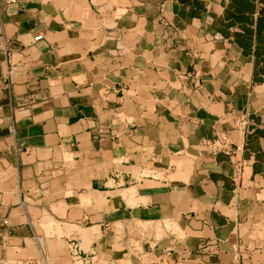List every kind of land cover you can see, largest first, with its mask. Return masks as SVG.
I'll use <instances>...</instances> for the list:
<instances>
[{
	"label": "crops",
	"instance_id": "crops-1",
	"mask_svg": "<svg viewBox=\"0 0 264 264\" xmlns=\"http://www.w3.org/2000/svg\"><path fill=\"white\" fill-rule=\"evenodd\" d=\"M225 130L236 157L202 144ZM73 239L98 263L264 264V0L0 3V260L74 264Z\"/></svg>",
	"mask_w": 264,
	"mask_h": 264
},
{
	"label": "built area",
	"instance_id": "built-area-1",
	"mask_svg": "<svg viewBox=\"0 0 264 264\" xmlns=\"http://www.w3.org/2000/svg\"><path fill=\"white\" fill-rule=\"evenodd\" d=\"M1 4H16L17 0H0ZM42 36H36L35 39L38 40ZM248 117L245 113H240L234 115V129L239 132H243L247 129ZM232 132L229 130H225L222 132L215 133L211 138L204 139L202 144L207 148V150L211 154H216L218 152H224L230 156H237L242 149V146L237 144L232 138ZM239 164V163H237ZM234 167V184L235 191L240 187L239 179L242 176V169L237 166ZM172 239H174V235L176 232H172V226H167ZM176 238V237H175ZM68 253L73 260L74 264H115L113 261L107 263H98L94 256L96 254V250L92 249L90 251H86L82 248L79 241L73 239L69 242ZM190 250L186 246H184L181 250L175 249L174 246L168 247L165 249L164 255L169 257L174 254L178 255V259L175 264H183L187 257L190 255ZM162 260V258H161ZM47 257L44 253L39 255L38 257H27V258H17V259H9L2 258L0 260V264H46ZM146 264H153V262H149Z\"/></svg>",
	"mask_w": 264,
	"mask_h": 264
},
{
	"label": "rangeland",
	"instance_id": "rangeland-1",
	"mask_svg": "<svg viewBox=\"0 0 264 264\" xmlns=\"http://www.w3.org/2000/svg\"><path fill=\"white\" fill-rule=\"evenodd\" d=\"M71 226H70V230L69 231H66V232H68V234H72L73 232H75L74 230H78V228H86V227H88V226H90L91 224H89V223H83V224H79V223H77V222H71ZM75 224H77L78 226H76ZM61 225H59L58 223H57V227H56V229L55 230H53L52 232H51V234H56V232L58 233V234H62L63 232H62V230H63V227H60ZM51 227V226H50ZM68 227V225L66 224V228ZM80 230V229H79ZM55 239H60V238H58V237H56ZM78 241V240H77ZM51 243L53 244V243H55V242H50L49 243V245H51ZM53 246V245H52ZM51 246V247H52Z\"/></svg>",
	"mask_w": 264,
	"mask_h": 264
}]
</instances>
